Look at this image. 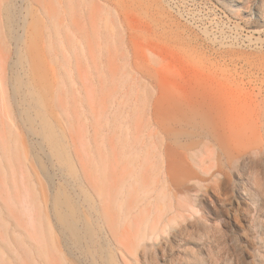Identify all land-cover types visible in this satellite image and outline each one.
<instances>
[{
	"label": "rangeland",
	"instance_id": "374dc122",
	"mask_svg": "<svg viewBox=\"0 0 264 264\" xmlns=\"http://www.w3.org/2000/svg\"><path fill=\"white\" fill-rule=\"evenodd\" d=\"M72 262L264 264V0H0V264Z\"/></svg>",
	"mask_w": 264,
	"mask_h": 264
},
{
	"label": "bare ground",
	"instance_id": "6f19581e",
	"mask_svg": "<svg viewBox=\"0 0 264 264\" xmlns=\"http://www.w3.org/2000/svg\"><path fill=\"white\" fill-rule=\"evenodd\" d=\"M23 46L25 53L27 54V60H28V64L25 67L23 74L29 79L31 86L30 89L33 92L32 94L40 93L41 91L52 92L53 84L55 82L52 80V78H50L51 77L50 69H48L45 52L42 47L43 46L42 36L40 34L38 37H33L32 35H28V37L25 38V40H23ZM155 118L157 119L158 123H161L159 112H155ZM173 147L174 146L172 145H168L165 149L166 150L165 156L168 161L167 162L168 169L171 172L172 176L173 177L175 176L173 173L176 172L181 173L180 171L184 173H189L190 168H188L186 163L183 162V160H181L180 157L177 156L175 149ZM183 156L184 154H182V158ZM87 178L90 181L91 177L89 176V174L87 175ZM174 181L178 183L179 186H181L180 181H177L175 179ZM55 210L59 215L60 212L57 210V207L55 208ZM71 264H76V263L72 262Z\"/></svg>",
	"mask_w": 264,
	"mask_h": 264
}]
</instances>
